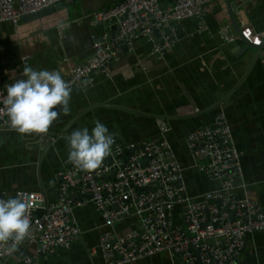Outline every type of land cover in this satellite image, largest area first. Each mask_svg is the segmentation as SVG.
Masks as SVG:
<instances>
[{
    "label": "crops",
    "instance_id": "crops-1",
    "mask_svg": "<svg viewBox=\"0 0 264 264\" xmlns=\"http://www.w3.org/2000/svg\"><path fill=\"white\" fill-rule=\"evenodd\" d=\"M119 1L74 0L62 10L21 21L16 29L0 24V89L25 78V67L68 75L74 65L92 55L97 40L111 34L106 25L93 23L92 14ZM233 1L237 4L236 24L241 29L251 28L263 42L264 0ZM173 2L159 0V5L165 9ZM168 31L171 45L163 57L152 53L154 42L138 37L126 51L118 52L109 77L94 73L88 79L91 84L73 89L70 113L61 112L47 134L56 138L52 144L41 143L36 134L0 130V197L9 199L22 190L42 193L49 204L54 203L58 196L56 176L67 159L66 137L83 127L91 131L93 122L100 120L124 143L166 140L182 168L187 194L198 199L217 184L193 167L187 136L210 124L222 111L240 153L242 187L235 194L258 203L264 213L262 61H253V49L242 54L244 44L230 22L226 0L210 4L202 20L185 19L170 25ZM222 32L233 41L226 42ZM223 97L226 99L220 105L208 110ZM159 120L165 123L166 132L159 129ZM181 209V205L175 206L174 222H180ZM73 217L80 232L68 249L41 255L35 247L22 244L4 264H17L25 256L35 264H105L99 253H90L99 237L104 232L122 236L139 225V219L131 214L111 227L105 226L90 202L74 208ZM128 264L172 262L167 253L160 252ZM237 264H264V232L246 239Z\"/></svg>",
    "mask_w": 264,
    "mask_h": 264
},
{
    "label": "built area",
    "instance_id": "built-area-1",
    "mask_svg": "<svg viewBox=\"0 0 264 264\" xmlns=\"http://www.w3.org/2000/svg\"><path fill=\"white\" fill-rule=\"evenodd\" d=\"M69 1L0 0V24L16 29L23 17ZM215 1L174 0L164 9L159 0H120L94 12L93 23L106 25L114 35L97 40L92 55L62 78L76 89L94 73L109 77L118 52L138 37L154 42L152 53L163 57L171 40L168 36L156 38L154 31L185 19L202 20L206 8ZM241 34L253 45L262 42L249 27H243ZM221 36L226 42L233 41L223 32ZM5 96L6 90L0 89V130H12L3 104ZM157 122L166 132L165 123ZM38 138L51 144L56 139L48 135ZM186 142L193 167L206 180L216 182L215 189L191 198L182 168L166 140L124 143L116 137L110 154L96 170L80 171L67 159L63 161L56 176L58 196L54 203L49 204L42 193L15 192L14 197L23 199L30 208V232L22 244L35 247L41 255L68 249L80 232L73 209L90 202L105 226L111 227L131 214L139 219L138 227L125 235L104 232L99 237L90 253H99L105 264H128L160 252L167 253L172 264H237L246 239L264 232V213L258 203L235 194L242 187V166L225 114L217 112L210 124L190 132ZM176 205L182 206L180 222L173 220ZM10 248V244L0 245V264L12 257ZM17 264L35 263L25 256Z\"/></svg>",
    "mask_w": 264,
    "mask_h": 264
},
{
    "label": "clouds",
    "instance_id": "clouds-1",
    "mask_svg": "<svg viewBox=\"0 0 264 264\" xmlns=\"http://www.w3.org/2000/svg\"><path fill=\"white\" fill-rule=\"evenodd\" d=\"M22 76L25 78L6 85L3 104L10 128L21 135L45 136L61 112L70 113L72 85L56 70L25 67ZM89 84L90 80L84 81V87ZM93 123L91 131L83 127L66 137L67 160L80 171L100 168L115 143V133L100 120ZM30 227V208L23 199L0 198V245L10 244L9 250L16 251L28 237Z\"/></svg>",
    "mask_w": 264,
    "mask_h": 264
},
{
    "label": "water",
    "instance_id": "water-1",
    "mask_svg": "<svg viewBox=\"0 0 264 264\" xmlns=\"http://www.w3.org/2000/svg\"><path fill=\"white\" fill-rule=\"evenodd\" d=\"M74 0H70L68 3H58L57 5L53 6V7H48L40 12L31 14V15H27L25 17L22 18V21H26L27 19H34L37 18L39 16L42 15H46L48 13L51 12H55V11H59L62 10L63 8H65L67 5H69L71 2H73ZM226 7H227V13L230 19V22L235 30V32L237 33L238 37L240 38V40L243 42L244 44V49L242 51V54H244L248 49H253L254 52V56H253V61L256 60H261L263 67H264V41L261 43L260 46L257 45H253L251 43H249L247 40H245V38H243L242 34H241V28L236 24L235 18H234V11L236 10L237 4L233 1V0H226ZM168 27L169 26H163L160 27L159 29L154 31L155 37L156 38H160V36H166L168 34ZM114 35V33H111L109 36L112 37ZM128 47H122L120 52H124L127 50ZM226 99V97H223L222 99H220L219 101H217L215 104H213L208 110L214 109L216 108L218 105H220L224 100ZM127 110V109H126ZM130 111V110H127ZM153 118H157L155 116H153ZM157 119H162V118H157ZM58 250L54 251V253H57Z\"/></svg>",
    "mask_w": 264,
    "mask_h": 264
},
{
    "label": "rangeland",
    "instance_id": "rangeland-1",
    "mask_svg": "<svg viewBox=\"0 0 264 264\" xmlns=\"http://www.w3.org/2000/svg\"><path fill=\"white\" fill-rule=\"evenodd\" d=\"M198 172V171H197ZM199 173V172H198Z\"/></svg>",
    "mask_w": 264,
    "mask_h": 264
}]
</instances>
